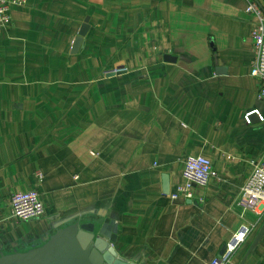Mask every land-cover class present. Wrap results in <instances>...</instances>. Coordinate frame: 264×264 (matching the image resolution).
<instances>
[{
    "label": "crops",
    "instance_id": "obj_1",
    "mask_svg": "<svg viewBox=\"0 0 264 264\" xmlns=\"http://www.w3.org/2000/svg\"><path fill=\"white\" fill-rule=\"evenodd\" d=\"M26 1L0 31V253L79 224L135 264H204L248 225L229 264H264V214L235 206L264 163L244 0ZM188 156L210 161L201 205L169 197ZM31 190L44 215L17 222Z\"/></svg>",
    "mask_w": 264,
    "mask_h": 264
},
{
    "label": "built area",
    "instance_id": "obj_2",
    "mask_svg": "<svg viewBox=\"0 0 264 264\" xmlns=\"http://www.w3.org/2000/svg\"><path fill=\"white\" fill-rule=\"evenodd\" d=\"M26 2V0H0V31L6 29L11 23L10 9L24 6ZM244 3V13L255 21L250 33V45L253 54L250 75L258 81L257 98L264 101V9L258 6L254 0H244ZM253 113L262 121V117L256 111H251L244 117L246 124L250 123L248 117ZM212 176L208 159L203 156L186 157L183 161L181 184L170 194V199L176 201L178 198H182L195 201L198 205L203 204V197H194L192 187L205 188ZM9 204L11 217L17 222L36 220L44 215V208L39 195L34 190L11 194ZM235 206L240 210L241 215L248 212L259 216L264 214V163L253 166L242 186L239 197L235 201ZM249 232L250 227L248 225H241L231 233L222 252L204 264H229L232 255L246 240Z\"/></svg>",
    "mask_w": 264,
    "mask_h": 264
},
{
    "label": "water",
    "instance_id": "obj_3",
    "mask_svg": "<svg viewBox=\"0 0 264 264\" xmlns=\"http://www.w3.org/2000/svg\"><path fill=\"white\" fill-rule=\"evenodd\" d=\"M88 30V18L84 19L77 41ZM165 61H174L165 56ZM118 71L116 73H120ZM109 72L107 76H112ZM0 264H135L115 251L108 239L95 234L92 225L72 224L45 235L41 242L30 249L9 254L0 253Z\"/></svg>",
    "mask_w": 264,
    "mask_h": 264
}]
</instances>
